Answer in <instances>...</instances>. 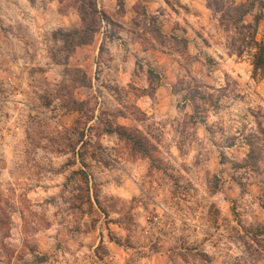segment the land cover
<instances>
[{"label": "rangeland", "instance_id": "1", "mask_svg": "<svg viewBox=\"0 0 264 264\" xmlns=\"http://www.w3.org/2000/svg\"><path fill=\"white\" fill-rule=\"evenodd\" d=\"M215 1L210 29L168 35L164 11L142 10L138 25L101 0H0V264H264V68L252 40L264 43V9L254 2L237 21L232 0ZM258 14L254 32L244 24ZM186 33L202 47L212 39L243 71L213 82L187 67L179 86L206 97L209 141L187 114L174 126L137 107L142 83L158 80L143 61L129 86L110 74L117 36L189 61ZM233 143L246 146L239 161L225 153ZM213 144L236 183L218 176Z\"/></svg>", "mask_w": 264, "mask_h": 264}, {"label": "crops", "instance_id": "2", "mask_svg": "<svg viewBox=\"0 0 264 264\" xmlns=\"http://www.w3.org/2000/svg\"><path fill=\"white\" fill-rule=\"evenodd\" d=\"M166 5L170 7L175 6L177 8L181 5L184 7V11H186L183 15L186 16V18L183 16L182 18H172L168 15L164 8ZM120 7L123 9L124 21H131L133 23L137 22L138 25L140 23L139 15L142 10H144L145 15L160 14L164 11L163 16L166 18L164 23L171 24V30L167 31L168 35L178 34L177 29L179 24L180 26H185L189 31L194 33L195 29H208V27L210 29L214 23V16L212 15L211 7L205 1L203 2V0H101L100 8L108 16H110L111 13L116 12V10ZM185 36H187V44L185 45L187 55L185 56L190 57L189 61L185 59L184 56L179 54L177 50L174 52V50L171 51L166 49L165 46H152L150 48H147L146 46L144 47L142 42L143 38L140 36V38H133L131 36V38L134 39L132 43L128 42V40L122 36H117V38L113 40L114 42L109 44L110 56L114 62L110 66V74H113V77L115 78L113 82L114 84H117L116 86H129L134 80V77H137L139 73L143 74L144 70L140 72V69H135V65H137L136 61H143V63L147 65L148 71L149 69H152L158 74V80L155 85L153 84V88H151L152 82H150V80H146V82L142 83L141 86L137 83V85L142 88L141 94L138 95L136 103L137 107L140 108V110L147 112L150 116L153 115V117H158L159 114L161 116H166V121H169L167 123L174 126H178L182 115L187 114L186 117H188L189 123L192 127L201 131L196 134L201 135L202 139L209 141L214 139V137L208 130L211 126L210 122H213V119L209 115L210 110L207 102L203 100L200 101V103H197V105L194 104V101L190 97L185 96V93L183 92L184 89L179 86L180 82L186 78L189 73L187 67H190L189 74L193 77L197 76L198 78H202V80L207 78L209 81L213 82L217 78L218 80L222 79L223 76L229 72L240 75L243 71L242 68L239 67V63L235 60L236 57L234 55L229 54L225 50H221L223 49L221 47L218 49L219 54L215 52L214 49L216 44L212 41V39L208 44L204 43V46L202 47L199 41L195 40L194 37L190 38L187 33ZM85 46L92 47L93 42H88ZM207 57L213 59V66L208 63ZM186 60L188 61L187 66L185 65ZM230 61L234 63V68L228 67ZM215 62H219V70L215 69ZM252 79L255 81L254 78ZM150 88L151 92L148 91ZM128 114L131 115L130 113ZM118 119H120V122H129L125 115L122 119L121 116H119ZM128 124L126 123V126ZM170 138L172 140L174 139L172 135ZM175 143L178 145L177 141ZM213 145L216 149V153L214 152V155L215 158L218 159L217 162L219 165V168L216 171L218 176L221 177V181L226 186H229V183H231L230 181H232V183H236V180L233 177L226 179V174L229 173V166L232 164L230 160L234 159L239 161L241 157L244 158V155H241L240 152H243V150L246 149V146H243L242 143H233L228 145L225 153L227 152L230 156L229 158L232 159L226 158L227 160H221L219 155L224 154L221 152V150H224L223 147H220L219 145L217 146L216 144ZM234 150L237 152L236 155H234ZM210 154L211 152H209V155ZM254 185V182H250L248 186L253 188ZM220 188H222V184L220 185ZM251 201H253V198ZM234 245L235 247L242 249L237 243ZM259 250L263 251V248H260Z\"/></svg>", "mask_w": 264, "mask_h": 264}, {"label": "trees", "instance_id": "3", "mask_svg": "<svg viewBox=\"0 0 264 264\" xmlns=\"http://www.w3.org/2000/svg\"><path fill=\"white\" fill-rule=\"evenodd\" d=\"M254 2H258L261 9H264V0H249L247 3H242V2L240 3V2H236L235 0L231 1V5H232L231 7L234 8V10L237 14H239L237 16V21H242L244 16L247 13H250L252 8L255 7ZM208 5L211 8H213V6L216 5V1L210 0L208 2ZM262 16H263V14H258L257 17L255 18L254 24L248 23V24H244V26L251 27V28H253L254 32H257L259 21L261 20ZM252 40L254 41V44H256V46L258 47V53L256 54L255 59H254V68L255 69L264 68V43L259 42L257 39H255L254 35H253ZM89 42H90V40H89ZM150 72H154V71L152 69H150ZM190 98L194 101V104H196V105H197V103H200V101H203L206 99V97H204L200 94H197V95L194 94V95L190 96ZM249 157H251V155H249Z\"/></svg>", "mask_w": 264, "mask_h": 264}, {"label": "built area", "instance_id": "4", "mask_svg": "<svg viewBox=\"0 0 264 264\" xmlns=\"http://www.w3.org/2000/svg\"><path fill=\"white\" fill-rule=\"evenodd\" d=\"M106 25V24H105ZM108 28L109 26H104V28ZM8 83L10 84V85H15V82L13 81V79L12 78H8Z\"/></svg>", "mask_w": 264, "mask_h": 264}]
</instances>
